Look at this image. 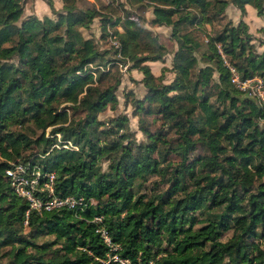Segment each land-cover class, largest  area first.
<instances>
[{
    "label": "trees",
    "instance_id": "16d2710c",
    "mask_svg": "<svg viewBox=\"0 0 264 264\" xmlns=\"http://www.w3.org/2000/svg\"><path fill=\"white\" fill-rule=\"evenodd\" d=\"M22 1L0 0V264H99L96 259L103 258L107 248L94 232L95 216L120 247L119 254L133 262L138 255L154 264H264L258 243L264 238V126L259 125L264 107L251 98L241 99L244 94L230 84L216 48L219 45L241 78L256 75L264 80V53L251 49V36L225 27L204 36L205 50L197 57V33L212 18V0H156L175 6L156 8L157 18L149 23L172 26L176 79L164 86L149 75L135 111L169 123L175 119L170 115L173 104L184 97V102L196 103L201 112L186 122L181 119L174 129L184 142L166 143L163 135H150L142 127L150 143L122 146L118 131L126 127V118L110 119V127L96 119L106 101L115 103L118 79L104 91L95 89L85 119L55 129L46 139L40 129L47 121L68 120V109L55 112L53 104L73 97L91 81L92 73L81 72L86 65L101 64L105 53L80 31L100 13L94 7L78 10L75 0H65L66 8L55 21L45 17L41 22L35 15L20 20ZM102 8L108 10L111 4ZM117 9L101 17L102 36L111 28L122 57L134 61L132 68L150 73V68H141L138 57L148 51L155 55L144 59L161 62L164 47L128 13L115 16ZM174 16L179 19L173 21ZM117 26L123 33L113 29ZM75 62L80 66L74 68ZM199 62L214 63L221 73L219 83L211 80L213 68H200ZM108 73H100L98 82ZM173 90L181 96H169ZM57 131L64 134L58 148ZM157 142L166 145L165 153L178 154L179 162L162 163ZM68 143L71 147H60ZM196 144L207 154L188 163ZM32 149L35 153H25ZM103 159L111 161L106 172L100 167ZM15 162L37 166L41 175L52 173L54 196L82 197L87 206L39 214L30 209L32 231L21 234L28 204L12 192L4 175ZM150 178L147 194L143 189ZM228 231L230 236L221 240ZM45 235L56 239L37 241Z\"/></svg>",
    "mask_w": 264,
    "mask_h": 264
},
{
    "label": "clouds",
    "instance_id": "9594fccd",
    "mask_svg": "<svg viewBox=\"0 0 264 264\" xmlns=\"http://www.w3.org/2000/svg\"><path fill=\"white\" fill-rule=\"evenodd\" d=\"M89 5L95 6V10L100 13V15H96L92 18L91 28L92 30L96 31V36L99 37L100 33L97 28V25L103 15L109 14L111 9H117L118 4L123 5V11L117 9L115 16L123 17L124 11H135L137 8H140L142 5L146 6L147 10L144 12V16L147 21L155 20L156 8L161 9H168L175 7L171 4H162L157 3L156 0H139V2H135L133 0L132 3H129V0H116L115 3H111V0H87ZM111 4V8L105 10L102 8V5H109ZM212 4L214 5L212 11V18L209 23L204 25L205 29L209 32H213V28L217 27L220 31H223L225 27L229 29H235L237 34L239 35H253L258 37L260 40H264V0H212ZM33 7L32 4L25 6V11L28 15H35L36 18L43 22L45 17L50 20L55 21L56 14L60 13L61 11L65 10L66 4L65 0H34V12L30 9ZM115 16L113 18H115ZM173 21H177L179 19L178 16H174ZM216 21H219V24H216ZM143 27L150 31L153 30L150 23H144ZM80 31H84L83 28ZM121 33H123V29H119ZM155 32H162L165 35L172 31V26H156L154 29ZM252 44H257V40H253ZM115 45L117 48L120 47L118 43V39H113L111 43L107 46L108 49H111L112 46ZM219 48V45H217ZM178 49V46H177ZM259 53H264V46H260L257 48ZM150 55H155V53H149L145 51L140 54L138 57L139 59L143 60L141 64V68H151L150 73H146L145 71L138 70L136 68H132L134 63L133 60L129 59L128 56H123L121 59L126 60V64H121L119 66L118 73L113 72V75L116 79L120 80L119 83V91L123 92L125 86L129 90H136L137 84H139L140 88H144V83L148 76L150 75L153 77L159 84L168 86L174 83L176 79V73L172 71V55H168L166 63H160L159 61H152L149 59H144L145 57H149ZM224 63L227 64L228 61L225 59ZM81 62H75L74 68L80 66ZM97 65L95 63H90L87 65L88 69H95ZM200 68L204 67H212L213 72L211 74V80L219 83V78L221 73L216 69L214 63H209L207 65L201 63L199 64ZM132 69L129 71V69ZM105 69L101 67L99 72L93 71L91 76V81L84 85L81 90H78L73 97L61 100L58 104H53L52 109L55 112H59L62 109H68V120L66 123L64 122H57L52 123L50 120L46 122L45 126L40 129L46 139H51L52 134L55 129L61 128H69L73 126V122L76 121L77 123L80 119H85L87 117V109L89 105V97L94 96L95 89L100 88L101 91H104L106 85H101L99 83L100 73L104 72ZM235 72V69H232ZM77 75H79V71H77ZM135 81V83L133 82ZM259 84L264 85V81H258ZM113 86H115V80H113ZM245 88L251 87V82L244 86ZM257 91H259L257 89ZM194 92V91H193ZM195 94H198L196 92ZM169 96H181V91L173 90L168 93ZM259 97L261 100H264V92H259ZM251 98L245 93L241 96V99ZM103 99V97H101ZM187 98L184 97L181 101L176 102L173 104V111L170 113L171 117L175 119L171 120L169 123H165L163 119L157 121L156 128L163 129L160 132V135H167L172 129L177 128L180 125L181 119L183 121H188L192 116L198 115L201 112V108L196 104H188L184 102ZM95 100V99H93ZM92 100V101H93ZM213 101H216V98H213ZM106 103V113H102L96 117L97 120L103 121L105 127H110L108 121L110 119L115 118L116 115L120 113H124L128 117V124L126 127H121L118 131V135L122 137V146L126 147L129 143V140H134L137 146L143 144H148L151 142L149 137L146 136L145 130H142L141 125V118L139 115H133L135 111L134 103L130 101L125 107V99L122 95L116 96L115 103L105 102ZM261 125L264 126V121H260ZM156 136V135H153ZM64 139L63 132H55V140H56V147H59L60 142ZM173 145L176 143H183V139L179 136H173L172 140L169 141ZM66 147H71L69 143ZM168 151H171L169 149ZM2 159V157H0ZM111 163L110 160L103 161L102 164V171H107L109 164ZM19 171H23V169H19ZM8 175H12V173H8ZM39 175V172L36 173ZM153 179V178H150ZM32 184H35V180L32 181ZM41 191H46L53 196L55 195V188L51 185H46L45 189ZM21 197H26L29 201H31V206L36 212L40 213L39 205L36 201L33 200L31 193L22 191L20 192ZM31 213H27L25 215L23 221V227L20 229L21 234L27 236L29 232L32 231L31 225ZM98 233L106 232L105 228H98ZM56 237L52 236L48 238V241L55 240ZM104 239L107 241L108 237L105 236Z\"/></svg>",
    "mask_w": 264,
    "mask_h": 264
},
{
    "label": "built area",
    "instance_id": "2783aa9c",
    "mask_svg": "<svg viewBox=\"0 0 264 264\" xmlns=\"http://www.w3.org/2000/svg\"><path fill=\"white\" fill-rule=\"evenodd\" d=\"M128 18L133 21H137L135 17H128ZM113 39H116V37L113 34H110L109 35L110 43ZM112 47H113V59L112 61L105 64V66L103 67L105 71H107L109 67L114 64L117 65V68L119 70V66L121 64L127 63V62H120L122 60L120 47L117 48L115 45H113ZM217 51L223 66L227 70L229 82L233 86V88L243 94L247 93V95L252 99H254L259 106L264 107V100H261L259 97V92H264V85L259 84L258 82L264 80L256 75L251 77L241 78L237 69L233 65H231L230 63L227 64L224 63L226 57L222 53L220 48H217ZM101 67L102 66L97 65L95 69H100ZM86 68L87 65L84 67V69L81 72L92 73L93 70H95V69H88L87 71H85ZM232 69H235V72H233ZM250 82H251V87L245 88L244 86L249 84ZM257 89L259 91H257ZM62 147L66 148V145H62ZM19 169H23V171H19ZM37 172H39L38 176L36 175ZM8 173H12V175H8ZM4 175L8 181V184L12 192L16 196L23 198L27 202L28 209L26 210L25 215L28 213V210L30 209L34 211L36 210L32 208L31 201H29L26 197H21L20 195L21 190L31 193L33 200L36 201L39 205L40 212L48 211L54 208L68 209L76 212V211H82L87 206V202H85L82 197H75L73 195L58 197V196H53L52 194L46 191H41L42 189H45L46 185L53 186L54 176L52 173H45L41 175L40 170L37 166L30 167L27 163L25 164L17 163V162L10 163V166L7 167L4 171ZM40 177L42 178L41 182H40ZM33 180H35L34 185L32 184ZM43 194H45V197L43 196ZM89 204L90 205L93 204V201L90 200ZM92 222L95 224L94 232L98 235L101 243L107 248V252L105 256L103 258L96 259L99 262V264H154L152 260H147L145 262L141 261L138 255L135 258L134 262L128 257L121 256L119 254L120 247L118 246V244L112 242L107 231L104 233L97 232L98 228H105L104 225L102 224L101 217H97V216L93 217ZM105 236L108 237L107 241L104 239Z\"/></svg>",
    "mask_w": 264,
    "mask_h": 264
},
{
    "label": "rangeland",
    "instance_id": "374dc122",
    "mask_svg": "<svg viewBox=\"0 0 264 264\" xmlns=\"http://www.w3.org/2000/svg\"><path fill=\"white\" fill-rule=\"evenodd\" d=\"M98 2H99V0H98ZM111 2L115 3L116 0H111ZM132 2H133V0H129V3H132ZM29 4L33 5V0H23L22 1V14L20 16V20H22L26 16H28L27 12L25 11V6L29 5ZM75 5H76V8L78 10H84L86 8H89V7H94L95 8V6L89 5L87 0H75ZM117 7L121 11L124 10L122 4H118ZM30 10L34 12V7H32ZM146 10H147L146 6L142 5L140 8H137L135 11H124V16H125L126 13H128L129 17H135L137 19V21H135L137 24L143 25L144 23H149V21H147L145 16H144V12ZM219 23H220L219 21H216V24H219ZM151 26L153 28V30L151 32L157 36L158 42L165 49V55L163 57V61H161L160 63H166L168 55H172L173 51L175 50L176 43L170 37V33L165 35L162 32H155L154 29H155L156 26H154V25H151ZM201 27H202L203 32L200 31V32H202L201 34L197 33V35H198L197 37L200 39V42H201V47H200L199 51L197 52V57H198V54L201 51L205 50L204 44L206 42V39H205L204 36L205 35H212L213 36L214 34H216L217 32L220 31L219 28L214 27L213 28V32L209 33L205 29V27L203 25ZM97 28H98L99 33H100L99 37L96 36V31L92 30L91 24L87 28H83L84 31L83 32L81 31V33H82V35L84 37L92 38L95 41V43H96L98 51L105 53L104 56H103V59L100 61L101 64H97L98 66L104 67L106 63L112 61V59H113V47L111 49H108V47H107L110 44L109 35L112 34V29L108 28V27L106 28L107 35L104 38V36H102V32H101V29H100V23H98ZM113 29L119 31L120 28L117 26V27H115ZM203 33H205V34L202 35ZM250 36H251V41H250L251 44H252V41L254 39L257 40V44H255V45L252 44L251 49H253L256 53H259L257 51V48L260 47V46H264V40H260V39H258V37L253 36V35H250ZM105 60H106V63H105ZM120 62H127V61L122 59ZM199 64H201V62H199ZM95 71L98 72L99 69H96ZM114 71L118 73V68H117V65H115V64L111 65L109 67V73L106 76V78L101 82V85H109V84H111L113 82V80L116 79L114 77V75H113ZM129 71H131V70H129ZM133 82L135 83V81H133ZM119 83H120V80H119ZM144 93H145V88H140L139 84H137V89L136 90H129L127 88V86H125L124 91L121 92V91H119V85L117 86V88L115 90V95L116 96L122 95L124 97V99H125V107H127V104L130 101H132L134 103V108H135V101L138 100V99H142ZM253 101L255 102L254 99H253ZM143 105L145 106V103H143ZM102 113H106V108L102 112L98 113L97 116H99ZM133 115L134 116L135 115H139L140 116L142 127L146 128L150 135H154L157 132L160 133L161 131H163V129L156 128V123H157V121H159V119H158V116H156L155 114L145 115V114H143V111H134ZM115 117H125L126 118V126H127L129 121H128V117H127L126 114L120 113V114L116 115ZM260 121H264V120H260ZM260 121H259V125L262 126ZM15 128L16 127H13L12 129H15ZM36 134H38V133H36ZM173 136H175L174 135V129H172L167 135H163V138L165 139L166 143H169V141L172 140ZM129 143H130L131 146L136 145L134 140H129ZM66 145H68V144H66ZM60 147H62V146H60ZM165 147H166V145L163 146V145L160 144V142H157V150H158L159 159L160 160H162V159L164 160V161L162 160L163 161L162 163L170 162L172 164H177L179 162V160H180L179 155L176 154V153H171V152H166L165 153L164 152V148ZM32 152L35 153V150L32 149V150H29V151H27L25 153L27 154V153H32ZM205 154H207L206 151L201 146L196 144L195 149L189 153V155H188L189 159H188L187 162L189 163L193 159L202 158ZM103 161H105V160L103 159V160L100 161L101 170H102ZM262 180H264V177L262 178ZM150 181H151V179H149L144 184L143 191L145 193H147V194L150 193V191H149V183H150ZM93 203H94V201H93ZM228 236H230V231H228L225 234H223L222 237H221V240H224ZM49 237H52V236L45 235V236H42V237L38 238L37 241L38 242L48 241ZM258 243H259L260 247L262 249H264V238L262 240H259Z\"/></svg>",
    "mask_w": 264,
    "mask_h": 264
},
{
    "label": "crops",
    "instance_id": "0c3cea01",
    "mask_svg": "<svg viewBox=\"0 0 264 264\" xmlns=\"http://www.w3.org/2000/svg\"><path fill=\"white\" fill-rule=\"evenodd\" d=\"M33 7H34V0H33ZM34 15V14H33ZM150 71H151V68H150Z\"/></svg>",
    "mask_w": 264,
    "mask_h": 264
}]
</instances>
